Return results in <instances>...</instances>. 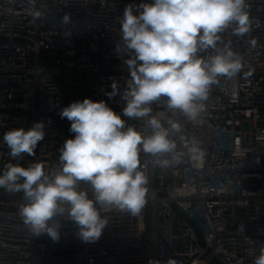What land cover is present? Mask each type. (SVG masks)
<instances>
[{
	"label": "built area",
	"instance_id": "1",
	"mask_svg": "<svg viewBox=\"0 0 264 264\" xmlns=\"http://www.w3.org/2000/svg\"><path fill=\"white\" fill-rule=\"evenodd\" d=\"M152 2L0 0V174L9 162L23 167L40 162L46 173L59 170V150L74 138L60 110L84 98L106 101L126 127L151 134L147 118L122 115L126 102L120 95L131 83L124 61L130 57L117 46L125 6ZM246 3L250 33L237 37L229 27L218 44L230 43L243 56V72L212 86L198 121L168 110L166 98L151 105V115L165 127L168 120L181 124V132L170 130L169 138L176 153L184 154L181 163L162 169L155 157L141 153L149 177L141 213L103 210L108 224L92 243L78 237L74 222L57 217L60 239L54 242L24 225L23 193L0 188V264H164L169 258L176 264H253L264 244V0ZM35 11L41 16L34 17ZM65 14L70 19L61 23ZM252 38L255 48L248 43ZM215 54L211 48L198 53L204 59ZM113 78L119 94L109 98ZM38 121L45 123L46 135L35 154L11 158L3 134ZM193 139L206 152L201 168L188 158L185 145ZM80 188L92 197L88 184Z\"/></svg>",
	"mask_w": 264,
	"mask_h": 264
},
{
	"label": "clouds",
	"instance_id": "2",
	"mask_svg": "<svg viewBox=\"0 0 264 264\" xmlns=\"http://www.w3.org/2000/svg\"><path fill=\"white\" fill-rule=\"evenodd\" d=\"M35 5L36 0H29ZM246 0H153L152 3L125 6L121 24V44L130 57L124 61L131 83L120 95L126 102L122 115L147 118L152 132L144 135L135 127H126L121 114L104 100L84 98L60 110L62 119L70 121L74 138L66 139L59 150V170L49 173L40 162L27 167L7 163L0 174V188L8 193H23L19 215L34 236L47 234L60 239V221L74 222L78 237L85 243L97 241L108 224L105 209L138 216L149 193V177L143 170L141 153L155 157L162 169L182 162L183 152L170 139V130L181 132L182 126L168 120L169 127L152 114V104L166 98V107L182 113L196 123L206 109L205 101L213 85L221 78L232 79L243 72L242 55L230 43L223 48L220 34L229 27L232 34L244 37L251 31ZM134 12L138 14H134ZM34 17L41 13L35 11ZM65 14L61 23L68 22ZM253 48L257 39L248 41ZM215 55L204 59L198 53L208 49ZM245 76L251 73H243ZM109 98L118 95L113 78ZM45 123L34 122L31 128L10 129L3 134L9 155L35 154L45 138ZM182 139H184L182 137ZM188 158L194 167L204 165L206 152L193 139L186 143ZM172 154L171 159L161 158ZM81 182L88 184L92 197ZM164 264H176L169 258ZM253 264H264V244Z\"/></svg>",
	"mask_w": 264,
	"mask_h": 264
},
{
	"label": "rangeland",
	"instance_id": "3",
	"mask_svg": "<svg viewBox=\"0 0 264 264\" xmlns=\"http://www.w3.org/2000/svg\"><path fill=\"white\" fill-rule=\"evenodd\" d=\"M242 129H243L244 131H247V130L249 129V124H248L247 122L243 123V125H242Z\"/></svg>",
	"mask_w": 264,
	"mask_h": 264
}]
</instances>
